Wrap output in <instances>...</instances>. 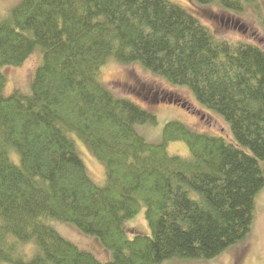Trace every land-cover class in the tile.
<instances>
[{"label": "trees", "instance_id": "trees-1", "mask_svg": "<svg viewBox=\"0 0 264 264\" xmlns=\"http://www.w3.org/2000/svg\"><path fill=\"white\" fill-rule=\"evenodd\" d=\"M193 1L242 12L259 0ZM193 14L170 0H21L0 21V264L210 260L249 235L264 188V50L218 40ZM36 52L30 93L5 95L3 69ZM111 61L185 86L234 141L170 121L163 142L149 143L137 126L157 117L101 82ZM72 135L105 163L104 185ZM180 141L188 156L170 153ZM142 209L151 234L129 238L125 222ZM51 220L96 238L113 259L81 249Z\"/></svg>", "mask_w": 264, "mask_h": 264}, {"label": "rangeland", "instance_id": "rangeland-1", "mask_svg": "<svg viewBox=\"0 0 264 264\" xmlns=\"http://www.w3.org/2000/svg\"><path fill=\"white\" fill-rule=\"evenodd\" d=\"M20 1L0 0V21L9 17L13 7ZM170 1L183 6L192 14L196 13L218 40L233 45L239 42L252 43L264 50V0H259L255 6L251 5L242 12L222 9L216 3L198 6L193 0ZM41 60V53L36 52L20 67H5L3 73L8 80L4 89L5 95H10L16 89L25 94L30 93L32 78ZM100 80L115 96L132 100L157 117V124L137 126L138 132L149 143L163 142V129L170 121L181 122L198 133L223 136L229 142L234 141L230 125L221 115L202 106L185 86L169 84L164 78L151 73L140 64L125 66L111 61L102 68ZM183 102L185 105H181ZM72 139L90 176L98 185H104L105 163L96 159L90 147L77 135H72ZM169 151L181 156L190 154L187 144L183 141L171 143ZM260 164L264 175V162ZM49 223L63 237L81 249L93 253L99 260L106 262L113 259V253L104 248L96 238L85 235L74 226L61 221L51 220ZM124 227L130 232L129 238L134 237V233L151 234L144 209L135 218L125 222ZM31 245L25 247L27 259L33 258L38 252L37 245ZM161 264H264V188L256 196L253 227L244 240L229 247L214 259H169Z\"/></svg>", "mask_w": 264, "mask_h": 264}]
</instances>
